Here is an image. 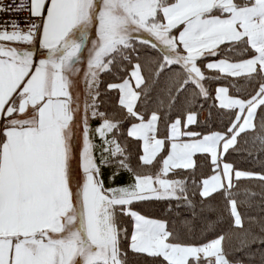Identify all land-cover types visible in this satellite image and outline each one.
Here are the masks:
<instances>
[{
  "label": "snow or ice",
  "instance_id": "6c2138e0",
  "mask_svg": "<svg viewBox=\"0 0 264 264\" xmlns=\"http://www.w3.org/2000/svg\"><path fill=\"white\" fill-rule=\"evenodd\" d=\"M0 17V264H264V0Z\"/></svg>",
  "mask_w": 264,
  "mask_h": 264
},
{
  "label": "trees",
  "instance_id": "16d2710c",
  "mask_svg": "<svg viewBox=\"0 0 264 264\" xmlns=\"http://www.w3.org/2000/svg\"><path fill=\"white\" fill-rule=\"evenodd\" d=\"M209 60L211 59H215V58H208ZM114 76L115 74L113 75H105L103 77L104 81H105V84L102 85V89H105L106 88V84L108 82H117L115 81L114 79ZM216 83L215 82H212L210 84V87L212 89H214L216 87ZM108 96L111 97V99L114 101L117 99V93L116 92H111L108 94ZM211 103V101H209V104ZM212 116L211 118H209V107H208V104H205L204 105V108L202 110H200V113H199V120L201 121V126L199 128H196L195 130L197 131H209V130H220L221 129V118L218 117L216 115V110L215 109H212ZM207 122V123H205ZM226 122V121H225ZM195 127V126H194ZM229 160L231 161H234L236 163V166L239 167V168H257L258 169V166L255 165V164H249L248 162H246L243 157L241 156H238L236 154H233L231 156L228 157ZM125 180H127V176L124 177ZM224 229L227 228V225H223L222 226ZM220 229L217 230V232H219ZM208 239H211V238H214V236H208L207 237ZM256 259L259 260V255L257 254L256 256Z\"/></svg>",
  "mask_w": 264,
  "mask_h": 264
},
{
  "label": "built area",
  "instance_id": "2783aa9c",
  "mask_svg": "<svg viewBox=\"0 0 264 264\" xmlns=\"http://www.w3.org/2000/svg\"><path fill=\"white\" fill-rule=\"evenodd\" d=\"M5 2L7 4V3L11 2V0H5ZM19 15L24 16V15H27V13H20ZM0 18H2V17H0Z\"/></svg>",
  "mask_w": 264,
  "mask_h": 264
}]
</instances>
